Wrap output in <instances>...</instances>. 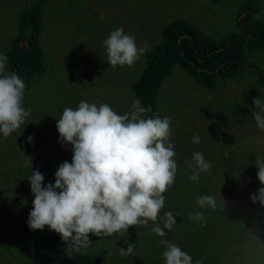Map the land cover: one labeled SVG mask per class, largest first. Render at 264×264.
<instances>
[{
  "label": "rangeland",
  "instance_id": "374dc122",
  "mask_svg": "<svg viewBox=\"0 0 264 264\" xmlns=\"http://www.w3.org/2000/svg\"><path fill=\"white\" fill-rule=\"evenodd\" d=\"M38 0H0V52L15 35V25L20 12L34 5ZM39 45L43 56L45 71L32 79L29 89L25 90L24 107L30 109L26 125L14 132L7 139L0 135V232L8 226V221L20 222L28 220L32 210L34 196L31 194L27 177L31 168L25 156H31L32 170L39 169L44 174L43 183H54L58 164L71 162L70 146L57 143L59 136L56 130V119L62 116L66 107L75 109L81 101L97 105L107 103L118 114L130 110V85L137 78L144 66V55L131 67L107 64L104 40L110 32L122 27L126 34L135 37L138 46L147 44V49L160 41L161 29L173 20L180 19L191 23L196 29L211 25L212 38L223 39L234 31L235 9L243 0H40ZM256 17L264 21V0H257ZM204 32V31H203ZM241 68L234 79L225 80L212 91L207 92L198 87L177 67L172 69L171 83L174 90L163 87L156 96L157 111L160 118L171 120L170 143L177 155L181 135H185L186 146L190 154L185 156L184 163L191 170L195 162V152L203 153L206 160L216 162L226 176L214 172L222 182L219 190L227 194L233 188L245 203L251 194L257 192L261 185L257 180L256 158L264 159V131L257 129L252 112L254 98H264V85L257 83V76H264V48L243 50ZM7 69V66H6ZM181 91H178V89ZM195 88V90H194ZM166 89V90H165ZM180 92V93H179ZM184 102V104H183ZM207 108L213 115L212 121L221 124L218 133L226 135L225 141L209 142L206 139V117L201 113ZM199 135V144L191 143L193 136ZM34 137L28 143V137ZM239 139V140H238ZM231 140V141H230ZM225 146V147H224ZM224 147V148H223ZM228 152L227 162H221L219 155ZM248 154L253 155V162L248 161ZM215 159V161H212ZM235 166L229 169V163ZM192 165L190 167L189 165ZM177 175L182 168L177 162ZM245 171V172H244ZM240 179H236L238 174ZM224 174V173H223ZM234 178V179H233ZM250 204L261 213L258 220L247 216L244 212L233 213L230 209L222 220V229L218 237H223L233 224H242L250 235L236 238L223 248L232 264H248L247 256H254L257 250L264 251V206L259 203ZM253 212V207H248ZM173 214L178 210L170 209ZM162 209L157 223L163 226ZM179 215V213H178ZM177 215V216H178ZM165 237H158L151 229L155 226L149 222L146 226L129 228L128 236L134 238L135 254L145 248L152 254L147 264H165L162 256L165 245L161 239L168 240L183 251L193 255V249L186 244L178 232L180 222L177 220ZM208 220V219H207ZM190 223H182V228ZM179 224V225H178ZM220 224V223H219ZM257 229H251L256 227ZM251 229V230H250ZM53 233L47 227L41 234ZM261 233V234H260ZM228 238V237H224ZM60 243L66 249V245ZM92 245L76 253L92 255L99 251H107L103 264H133L132 255L119 254V248L127 249L123 236L101 238L96 242L89 237ZM120 243V245H118ZM194 262V261H193ZM0 264H39L28 244L16 232L0 239ZM195 264V263H194Z\"/></svg>",
  "mask_w": 264,
  "mask_h": 264
},
{
  "label": "clouds",
  "instance_id": "9594fccd",
  "mask_svg": "<svg viewBox=\"0 0 264 264\" xmlns=\"http://www.w3.org/2000/svg\"><path fill=\"white\" fill-rule=\"evenodd\" d=\"M103 43L107 64L113 68L131 67L147 51L146 43L138 46L135 37L126 34L122 27L110 32ZM7 60L0 52V135L5 139L26 125L31 111L24 107L25 81L17 73L7 71ZM252 104L255 125L264 131V98H254ZM150 111L141 106L134 94L131 108L124 114H118L107 103L81 101L75 109L66 107L55 127L57 143L70 146L72 157L71 162L58 166L54 183L45 185L44 174L38 168L32 170L33 158L25 156L31 168L27 180L34 196L27 220L29 230L43 231L47 227L59 235L68 255L90 247V235L124 236L129 228L149 222L155 225L153 233L165 237V229L172 230L178 213L164 212L162 227L157 221L165 206L163 194L175 183L178 166L174 146L169 142L170 118L146 117ZM33 140L29 136L27 142ZM200 142L199 135L193 136L191 143ZM192 160L197 170L189 179L198 182L200 173L210 174L212 165L199 151ZM255 166L261 187L250 195V200L264 206V159L258 156ZM240 176L239 173L236 179ZM196 204L205 210L217 209L216 197L209 194L199 195ZM188 216L201 228L206 226L203 211L190 212ZM160 242L165 245V264H194L193 257L176 244L165 239ZM118 250L121 256H131L135 244ZM195 264L201 261L196 260Z\"/></svg>",
  "mask_w": 264,
  "mask_h": 264
},
{
  "label": "trees",
  "instance_id": "16d2710c",
  "mask_svg": "<svg viewBox=\"0 0 264 264\" xmlns=\"http://www.w3.org/2000/svg\"><path fill=\"white\" fill-rule=\"evenodd\" d=\"M213 2L217 3V0H213ZM40 3L38 0L34 5L26 7L20 12L15 25V35L3 50L8 58L7 71L17 73L25 81V90L29 89L33 78L45 71L38 40ZM257 11V0H243L242 4L235 9V32L219 40L208 36L206 31L210 32L211 25H207L206 28L201 26L203 32L196 29L191 23L180 19L166 24L160 31V41L147 49L144 54L143 69L130 85L129 107L131 108L134 94L135 98L140 100L141 106L151 109L145 114L146 117L159 116L156 96L163 86L168 90H174L175 86L171 83L170 78L174 67H177L180 73L187 74L193 83L207 92H212L222 81L234 79L237 72L245 67L242 60L243 50L264 48V21L256 18ZM257 83L264 85V76L259 74ZM178 91L180 90L178 89ZM201 113L208 121L206 139L211 143L216 140L225 141L226 135L218 133L221 124L212 121L213 115L209 109L202 108ZM185 137V135H181L178 148L180 153L177 155V162L182 168L176 175L175 183L163 194L165 197L163 209L164 211L177 209L179 213L177 220L187 219L190 212L203 211L208 219L206 226L201 228L197 222L190 218L183 220L179 223V237L193 249L194 263L199 260L201 264H232L228 261L230 257L223 250L226 246L224 243L230 244L236 238L245 239L250 235V231L248 234L242 224H233L224 236L228 238L220 239L217 235L222 229L223 212L225 217L229 209L233 213L243 211L245 221L246 210L247 216L258 220L257 226L261 213L256 206L250 204V198L245 203V196L237 193L235 190L236 180H233V188L228 190L226 195L219 190V185H222L223 181L218 180V177H213L211 172L210 174L201 172L198 182L190 180L189 176L197 169L194 166L191 170L184 163L185 156L192 152L186 146L187 139ZM228 156V152H222L219 155V160L227 162ZM253 159L254 156L248 154L250 163L253 162ZM228 163L229 169L234 170L235 166L230 164L229 160ZM211 164L215 167L214 172L221 176H226L228 173L225 171L226 169H223L222 172L216 162ZM201 194L216 197L217 209L215 211L199 208L196 199ZM248 207H253V212ZM188 221L190 223L182 228V223ZM257 226L251 229H257ZM12 232H16L26 241L39 264H103V260L107 256V251H99L94 255L90 252H72L71 255H68L60 243L59 235L54 232L45 235L41 234L39 230L31 231L27 226V219L20 222L8 221V226L0 232V239L6 238ZM92 238L97 243L104 241L96 236H92ZM123 241L125 245L135 242L134 238L128 236V232L123 236ZM253 254L254 256L246 257V259H250L247 261L248 264H264V251L257 250V253L254 251ZM151 260L152 254L146 248L142 252L132 255L133 264H147ZM230 261H232L231 258Z\"/></svg>",
  "mask_w": 264,
  "mask_h": 264
}]
</instances>
